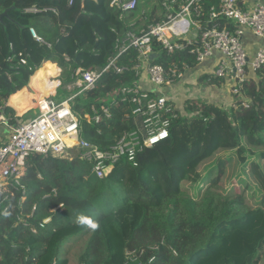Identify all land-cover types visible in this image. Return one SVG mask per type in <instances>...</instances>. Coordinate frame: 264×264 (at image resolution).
Masks as SVG:
<instances>
[{"label": "trees", "instance_id": "trees-1", "mask_svg": "<svg viewBox=\"0 0 264 264\" xmlns=\"http://www.w3.org/2000/svg\"><path fill=\"white\" fill-rule=\"evenodd\" d=\"M71 1L0 0V15L7 11L0 21V111L10 128L18 120L5 105L10 96L22 111L25 105L17 102L32 97L28 88L45 96L53 93L59 72L57 98L77 68H103L115 54L118 36L154 24L160 14L157 0H136V9L122 20L111 0ZM32 8L40 12L25 11ZM30 28L41 42L31 37ZM152 49L151 63L164 69L194 62L186 52L168 55L155 42ZM135 58V51L129 50L119 58L127 71L104 75L95 89L70 101L79 117L90 114L92 106L98 111L107 106L111 113L98 124L82 121V141L107 150L124 132L140 127L131 116L134 106L115 98L119 88L135 81L130 70ZM20 59L26 65H20ZM251 74L258 79H247L231 111L187 100L183 112L192 117L172 123L165 141L138 154L137 167L120 162L103 180L78 155L69 160L27 157L21 177L26 195L12 188L0 197V264H66L61 260L64 244L83 236L88 240L81 264H147L152 257L149 264H259L264 259V73ZM208 82L221 85L211 78ZM218 151L238 155L244 165L247 157L254 158L237 181L245 184L238 194L230 186L219 190L228 160L216 164V177L205 180L198 171ZM249 189L251 207L245 205ZM29 214L27 221L37 234L17 220ZM45 219L49 223L39 228ZM226 246L230 249L220 255ZM139 251L143 257L129 262L126 253Z\"/></svg>", "mask_w": 264, "mask_h": 264}, {"label": "built area", "instance_id": "built-area-1", "mask_svg": "<svg viewBox=\"0 0 264 264\" xmlns=\"http://www.w3.org/2000/svg\"><path fill=\"white\" fill-rule=\"evenodd\" d=\"M157 3L161 19L145 28L141 27L137 32L132 27L133 31L127 29L118 36L114 45L115 54L103 68L76 69L74 80L67 86L76 93L69 100L57 103L43 97L36 103V117L19 119L10 128L6 142L0 146V197L12 188L20 190L22 196L26 195L27 189L21 184V177L30 155L60 160H69L78 155L90 165L91 172L99 180L107 178L120 162L137 167L138 154L165 141L172 123L181 116H193L176 110L170 89L185 70L199 67L215 54L218 57L210 77L223 81L230 88L232 96H240L241 88L251 73H264V45L250 55L244 42L246 32L264 39L262 0H157ZM110 6L119 12V20H122L136 9L137 4L136 0H111ZM25 11L40 12L35 8ZM29 33L33 39L41 42L34 28H30ZM154 42L168 55L176 52L191 55L194 60L192 66L179 68L174 64L164 69L161 65L152 64ZM129 50L136 53V64L130 69L134 71L136 79L132 85L119 88L117 98L122 104L134 106L131 116L139 120L140 127L124 132L114 146L100 150L80 139V125L82 121L98 124L102 116L110 118L109 107L101 106L98 111L92 106L90 114L79 117L72 111L69 101L95 89L104 75H120L127 71V65H119V58ZM19 64L26 65V60L20 59ZM144 78L149 84L148 88L143 84ZM243 106L246 107L247 103L244 102ZM58 207L61 208L60 205ZM34 211L35 207L32 214ZM32 214L27 217L21 215L17 220L23 228L37 234L38 229L27 221ZM46 222L39 223V228H43ZM143 254V251L127 252L126 256L129 262L134 263ZM152 261L153 257L147 264Z\"/></svg>", "mask_w": 264, "mask_h": 264}, {"label": "rangeland", "instance_id": "rangeland-1", "mask_svg": "<svg viewBox=\"0 0 264 264\" xmlns=\"http://www.w3.org/2000/svg\"><path fill=\"white\" fill-rule=\"evenodd\" d=\"M158 17H159L158 18V21H159L161 19V11H160V14ZM253 41L255 42V44L258 45L260 39L253 37ZM185 78H186L185 75H183L178 80V82L176 83L175 86L180 85V87L177 90H176L177 87H175V86L170 89V92L173 94L172 97L174 98V100L177 97V94L179 96L183 92L184 89L188 88L189 90L186 92H189V94L191 95L192 92L197 89V88L194 89L193 88L194 86H196V87L201 86L200 92L203 93L204 91H206L205 92L206 95L210 96L206 99L207 102H209V104H213L215 106L221 107V108L225 109L226 111H231V108H229L230 105H227L223 101L224 100L223 97H219L217 95V97L215 96V98H213V95L210 93L212 91V88L208 87L206 83H203V85L198 84V86H197V84H195V79L193 76H190L189 78H186V79ZM53 81L55 82V86H54L53 90H56L59 88V84L56 85V78H53ZM29 84H30V82H29ZM30 90H31V88H28V91H30ZM65 90H63V89L58 90V93H60V92H62V93L58 94L57 98H55V95H53L52 97H46V96L45 97L50 98L52 100H55V102L60 103L61 101L69 100L73 96V94L76 93V91L74 89L71 90L67 86H66ZM32 91H34L35 93H39L38 90H32ZM194 94L196 96V93H194ZM39 95H40V93H39ZM115 98L118 99L117 96H115ZM191 98L193 99L194 97H191ZM70 101H69V105H70ZM34 109L36 110V104H35ZM37 114H38V112L35 111V112L30 113L29 115L24 114L21 117L23 119L25 117L26 118L27 117L33 118V117H36ZM75 156L76 155H74L72 158H74ZM253 159H254L253 157H247L246 158L247 163H246V165H244L243 163L238 162L240 160L238 155H232L231 153H229L227 151H218L215 155H213L212 158L204 161L199 166L198 171L201 173L202 176L205 177V180H207V176H209V175H211L212 177H216L217 176L216 164L219 161L228 160L224 164V171H223V175L221 176V179H220L219 190L221 188H227L228 186H230L233 188L234 194H238L242 189L245 188V184H240L237 181L240 178L245 177L247 170H248V163L250 162V160H253ZM262 165H263L262 167L264 170V163L263 162H262ZM117 172H121V170H117ZM125 173H128V171H125ZM250 192H251V189L247 190V193H249V195H247V193L245 194V199H246L245 205L247 204V205H249V207H251V205H250L251 199L247 198V196L249 197L252 195V193H250ZM60 206H61V208H63L64 205L61 204ZM44 221H47L44 224L49 223V219H45ZM87 240H88V237L83 236L78 240L66 242L64 244L65 246L63 248V254H62L61 260H66V264H81L79 262V260H80V257L82 256L83 252H84ZM229 249H230V246H226L224 248L222 247L220 249V255H221V253H226ZM259 264H264V259H262Z\"/></svg>", "mask_w": 264, "mask_h": 264}, {"label": "crops", "instance_id": "crops-1", "mask_svg": "<svg viewBox=\"0 0 264 264\" xmlns=\"http://www.w3.org/2000/svg\"><path fill=\"white\" fill-rule=\"evenodd\" d=\"M262 1L264 2V0H262ZM244 42H245V44L247 46V49H248L250 55H252L259 46L264 45V39H260L259 44H258L259 46L257 44H255V42L253 41V37L251 36V34L249 32L245 33ZM217 57H218V55L215 54L213 57H211L210 59L206 60V62L204 64L200 65L199 67L189 68L188 70H185L184 75H185L186 78H189L190 76H193L194 79H195V84H197V86H198V84L203 85V83H206L208 87L212 88V91L210 93L213 95V98H215V96L217 97V95L219 97H223L224 98L223 101L227 105H230L229 108L232 109L233 108V104H234V96H232V94H231L232 92H231L230 88L228 86H225L223 81H220L221 82L220 87H217V86H214V85H210L209 82H208L209 78L213 79L212 77H210V74L212 72V69H213V66L215 64V61L217 60ZM58 74H59V72H58ZM58 74H57V76H58ZM57 76H55L54 78H56ZM249 77L251 79H253V80H257L258 79L255 74H250ZM57 84H59V82L56 80V85ZM143 84H144V86L146 88L149 87V84L147 83L146 78L143 79ZM175 87H177L176 88V90H177L180 87V85L175 86ZM193 88L194 89L197 88V89L194 90L191 95L189 94V92H186V91L189 90L188 88H186V89L183 90V92L179 96L177 94V97L175 98V100L172 97L173 104L175 105V108H176L177 111L182 112L184 103L187 100L192 99L191 97H194L193 98L194 100H199V101H202V102L205 101L204 103H209V102H207L206 99L208 97H210V96L206 95V93H205L206 91H204L203 93L200 92L201 86H198V87L194 86ZM25 90H27V89H25ZM29 92H31V94H32L31 98L19 99L18 102H17L18 104H20L22 106L25 105V108L22 111H18V107H15L14 103L11 102V97L13 95L10 96L8 98V100L6 101L5 105L15 111L16 117H18V120L21 119L22 118L21 116H23L24 114L29 115L30 113L35 112L36 110L34 108H35V104L37 103L36 99L39 98V97L42 98L41 93L39 95V94L35 93L32 90H30ZM194 93H196V96H195ZM53 95H55V90H53V93H49L48 95H46V97H52ZM29 118L30 117H27V118L25 117L24 119H29ZM9 134H10V126L7 123V120H6L5 116H4L3 111H0V146L3 145L6 142Z\"/></svg>", "mask_w": 264, "mask_h": 264}, {"label": "water", "instance_id": "water-1", "mask_svg": "<svg viewBox=\"0 0 264 264\" xmlns=\"http://www.w3.org/2000/svg\"><path fill=\"white\" fill-rule=\"evenodd\" d=\"M7 15V11L4 12L3 14L0 15V21L2 20L3 17H5Z\"/></svg>", "mask_w": 264, "mask_h": 264}, {"label": "bare ground", "instance_id": "bare-ground-1", "mask_svg": "<svg viewBox=\"0 0 264 264\" xmlns=\"http://www.w3.org/2000/svg\"><path fill=\"white\" fill-rule=\"evenodd\" d=\"M41 96H42V98H43V97L45 96V93H42ZM39 98H40V97H39ZM40 100H41V98H40Z\"/></svg>", "mask_w": 264, "mask_h": 264}]
</instances>
